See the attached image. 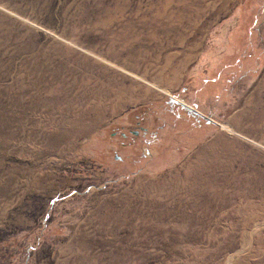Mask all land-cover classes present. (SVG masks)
I'll return each instance as SVG.
<instances>
[{"label": "rangeland", "instance_id": "374dc122", "mask_svg": "<svg viewBox=\"0 0 264 264\" xmlns=\"http://www.w3.org/2000/svg\"><path fill=\"white\" fill-rule=\"evenodd\" d=\"M0 264H264V0H0Z\"/></svg>", "mask_w": 264, "mask_h": 264}, {"label": "bare ground", "instance_id": "6f19581e", "mask_svg": "<svg viewBox=\"0 0 264 264\" xmlns=\"http://www.w3.org/2000/svg\"><path fill=\"white\" fill-rule=\"evenodd\" d=\"M225 128L228 129L231 132H234L233 129H232V127L230 125H226ZM246 132H247V134L248 133H251V130L250 129L249 130H246ZM246 132H244V133H246Z\"/></svg>", "mask_w": 264, "mask_h": 264}, {"label": "flooded vegetation", "instance_id": "af4514ba", "mask_svg": "<svg viewBox=\"0 0 264 264\" xmlns=\"http://www.w3.org/2000/svg\"><path fill=\"white\" fill-rule=\"evenodd\" d=\"M143 131H145V132H149V129H147V128H144V130ZM132 132H134L136 135H138L139 133L138 132H136V131H132Z\"/></svg>", "mask_w": 264, "mask_h": 264}, {"label": "water", "instance_id": "95a60500", "mask_svg": "<svg viewBox=\"0 0 264 264\" xmlns=\"http://www.w3.org/2000/svg\"><path fill=\"white\" fill-rule=\"evenodd\" d=\"M182 105L185 106V107H187V108L189 107V105H186V104H184V103H183ZM188 109H190L191 111H195V112H197V110H194L193 108H188Z\"/></svg>", "mask_w": 264, "mask_h": 264}]
</instances>
